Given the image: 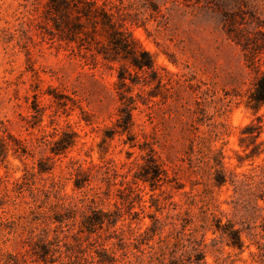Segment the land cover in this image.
<instances>
[{
  "label": "rangeland",
  "instance_id": "rangeland-1",
  "mask_svg": "<svg viewBox=\"0 0 264 264\" xmlns=\"http://www.w3.org/2000/svg\"><path fill=\"white\" fill-rule=\"evenodd\" d=\"M180 1V9L171 12L172 20L167 27H160L152 20L145 27L133 25L130 28L135 40L151 54L164 85L156 87V83L151 82L141 86L126 81L127 87L123 90L137 99V108L133 111L135 125L131 131L135 147L122 143L127 138L125 135H116L106 143L100 159L97 144L102 131L115 121L119 106L117 75L124 63L105 61L93 49L61 41L53 35L54 25L45 18L49 0H0V133H8L22 141L30 151L20 158L8 151L6 160L0 163V191L4 183L20 178L25 168L36 169L41 154L34 148V140L42 128H47L50 115L57 112L58 126H70L79 135L77 143L66 157L56 161L51 172L36 174L34 180L37 186L57 184L56 194L64 198L65 204L76 205V224L80 211L87 209L88 201L83 204L77 201L84 195L73 188L72 177L68 175L66 164L70 158L79 160L85 167L90 161L112 160L119 172H125L121 164L141 162L140 156L145 151L138 146L147 142L166 170L167 180L156 189L141 183L135 187L141 199L134 197L130 210L117 196L119 185L111 187L109 197L104 196L93 205L105 211L116 207L121 210L123 216L116 228L118 234L123 230L127 243L130 233H143L153 219L159 221L158 234L143 246L146 254L137 259L131 254L134 248L129 246L124 261L148 264V246L156 247L159 237L174 233L186 241H202L208 264H257L249 256V251H255L254 247L239 250L227 246L218 232L213 233V223L214 218L222 222L231 220L236 229H243L242 239L247 243L244 222L254 221L257 225L261 222L258 215L264 216V211H256L254 215L250 211L253 204L264 206L260 199L253 200L264 190V185H259V189L255 184L257 178L252 180L255 182L248 188L252 193L248 203L243 176L253 175L252 168L264 163V154L253 161L244 159V148L239 142L240 130L256 117H261L263 125L259 141L264 140V105L258 112L245 105L246 94L257 79V69L264 55L257 53L252 57L244 50L245 36L253 37L257 29L264 31V0ZM161 10L166 12L164 7ZM170 83L173 89L168 91ZM52 90L66 97L63 99L67 103L66 113L52 102L55 99ZM34 94L39 97V106L44 108L38 119L32 117ZM195 101L199 105H195ZM184 108L203 109L198 113L200 121L194 128H190ZM84 119H88L89 124ZM188 129H192L194 136L204 139L209 155L221 153L222 167L216 168L227 177L223 185L215 184L212 159L208 165L203 164L199 162L197 145L192 151L189 149ZM94 185L92 182L91 186ZM30 201L25 192L17 198L16 205L7 202L0 209L2 220L24 216L32 205L26 204ZM55 201L50 198L51 203ZM133 211L138 215H132ZM76 224L74 227L69 223V226L63 225L56 233L72 242L71 235L77 233ZM10 226L0 224V264H4L6 254L20 250V238L27 241L30 237L28 224L26 230L16 226L12 230ZM55 226L57 224L51 225ZM40 228L33 230V240ZM112 230L100 234L103 233V237ZM53 234L51 232L50 236ZM89 240L100 243L102 239L92 235ZM111 242L116 240L112 238ZM111 242H104L103 248L120 257L122 251L116 250Z\"/></svg>",
  "mask_w": 264,
  "mask_h": 264
},
{
  "label": "trees",
  "instance_id": "trees-1",
  "mask_svg": "<svg viewBox=\"0 0 264 264\" xmlns=\"http://www.w3.org/2000/svg\"><path fill=\"white\" fill-rule=\"evenodd\" d=\"M168 4L171 6L167 7ZM180 4V0H101V3H98L97 0H49L45 18L54 25L53 35H56L61 41L74 42L78 46H85L88 50L93 49L105 61L124 63L117 75L116 93L119 106L116 110L115 121L111 127H106L102 131L100 142L97 144L100 159L103 158L106 143L112 141L116 135L119 137L125 135L127 138L122 140V143L129 144V147H135L131 131L135 125L133 111L137 108V99L131 95L128 96L125 89L123 90L124 87H127L126 81L129 80L130 84L141 86L149 85L151 82H155L156 87L164 85L161 76L155 70L151 54L135 40L130 28L133 25L145 27L146 23L152 20L157 21L160 27H167L172 20L171 12L179 10ZM162 7L166 12L161 10ZM228 35L230 36V34ZM244 50L248 51L252 57L257 53L264 55V31L257 29L253 37H250L249 34L245 36ZM250 62L254 63V61ZM257 72V79L245 98V105L255 112H258L264 105V61L261 67L258 66ZM140 73L147 74L148 77H142ZM169 89H173L171 83L168 91ZM52 94L55 98L52 102L63 108V113H66L67 103L63 101L66 97L54 90H52ZM33 97L35 98L32 105L34 112L32 117L38 119L44 108L39 106L37 94H34ZM142 102L147 104V101ZM195 105H199V102L195 101ZM202 110L201 108L199 111L198 108H184L190 128H194L195 123L200 121L198 113ZM57 114L54 112L50 115V123L47 128H42L41 134L34 140V148L41 154L36 162V169L25 168L20 178L4 183L3 190L0 191V209L7 202L16 205L17 198L24 196L25 192L31 198L30 203L26 204H32L29 206V211L24 216H18L16 220L9 218L2 220L3 218L0 216V224L11 225L12 230H14V226L25 229L28 224L27 232L30 236L27 241L23 238L19 239L20 250L6 254L4 264H133L130 261H124V258L127 257L126 250L131 246L135 250L131 254L137 259H141V256L146 254L143 246L148 245V242L153 240L160 230L159 221L153 219L152 225L143 233L135 235L130 233L128 238L130 242L127 243L123 230H120L121 233L118 234L116 228V224L123 216L121 210L116 207L112 211H105L93 205L102 201L104 196L109 197L111 187L119 185V188L116 189L117 196L123 204L127 203L130 210L133 206L131 200L134 197L141 199L135 187L141 183L147 184L152 190L156 189L160 183L167 180L166 170L155 157L154 149L147 142L138 146L141 151H145V154L140 156L141 162L121 164V168H126L125 172H119L117 165L112 160L101 163L90 161V165L85 167L79 160L70 158L66 164L68 175L72 177L73 188L81 191L84 195L77 201L80 204L88 201L87 209L80 211V219L76 224V205L72 202L65 204L64 198H60L56 194L57 184L37 186L34 180L36 174L42 175L51 172L56 161H61V157H66L77 143L79 135L70 126L59 127L56 120ZM260 120L261 117H256L255 121L252 120L240 130L239 142L240 146L244 148V159L253 161L264 154V140L259 141L263 132ZM84 121L86 124L90 122L88 119H84ZM188 131L190 133L187 139L189 149L192 151L193 147L197 145V152L200 154L199 162L203 164L208 165L212 159L214 165L211 168L215 169L216 174L215 184L223 185L227 181V177L220 169L216 168L217 166L222 167L221 153L209 155L208 150H205L204 139L194 136L192 129H188ZM9 150L18 158L30 154L29 149L22 141L14 139L8 133H0V163L6 160ZM252 171L253 175H243L248 203L251 202L252 195L248 192V188L251 183L255 182L252 180L257 178L255 184L259 189V185H264V163L255 165ZM92 182H95L94 186H91ZM231 182L235 184L233 179ZM51 197L56 200L55 203L50 202ZM258 199L264 202V190L253 200L255 202ZM46 205H48L47 211H44L43 208ZM250 211L254 215L256 211H264V206L259 207L257 204H253ZM132 215H138V213L133 211ZM258 216L261 219L260 224L256 225L254 221L244 222V237L248 241L247 243L242 239L243 229H236L229 219L222 222L220 218H214L213 233L218 232L219 237L225 240L229 247L239 250L243 247L248 250L254 247L255 251H249L251 260L257 264H264V216L260 214ZM68 223L72 227L77 225V233L71 235L72 242L66 241V236L61 238L56 233L57 229H61V226H69ZM52 224H57V226L52 228ZM39 226L41 228L36 235L37 238L33 240L31 238V235L34 234L33 230H37ZM111 228L114 230L102 237L103 233H100ZM51 232L54 234L50 236ZM92 235L102 239L101 242L89 240ZM112 238L116 240L115 243L111 242ZM109 241L114 248L117 247L116 250L122 251L120 257H117L114 251L108 252L103 248V243ZM148 248L150 249L147 252L148 264H165L166 260L168 264H208L205 261V253L202 251V241L196 239H187L186 241L179 234L170 233L164 238L159 237L156 247L148 246Z\"/></svg>",
  "mask_w": 264,
  "mask_h": 264
}]
</instances>
